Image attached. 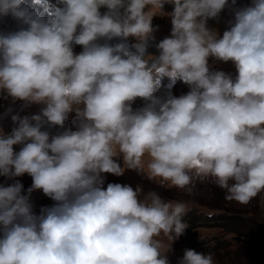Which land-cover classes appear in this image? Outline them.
Here are the masks:
<instances>
[{
    "label": "clouds",
    "instance_id": "clouds-1",
    "mask_svg": "<svg viewBox=\"0 0 264 264\" xmlns=\"http://www.w3.org/2000/svg\"><path fill=\"white\" fill-rule=\"evenodd\" d=\"M46 3L54 15L40 0L31 9L0 0V16L27 25L0 33V91L44 105L0 130V176L32 178L27 194L19 181L0 185V264H168L165 253L188 227L186 205L127 184L104 187L102 173L133 169L166 188L211 177L241 204L264 192V0L235 9L222 34L207 20L228 0ZM164 15L170 35L153 55L152 18ZM210 57L231 61L235 76L210 70ZM164 78L189 91L157 97ZM136 98L147 103L133 110ZM71 113L75 130H41L63 127ZM34 190L55 203L35 214ZM161 234L170 239L163 251ZM179 264L212 258L185 249Z\"/></svg>",
    "mask_w": 264,
    "mask_h": 264
},
{
    "label": "rangeland",
    "instance_id": "rangeland-1",
    "mask_svg": "<svg viewBox=\"0 0 264 264\" xmlns=\"http://www.w3.org/2000/svg\"><path fill=\"white\" fill-rule=\"evenodd\" d=\"M251 0H238L237 4L227 3L225 8L219 13L216 18L207 20V27L215 29L220 34L224 31L226 23L233 19L234 10L240 7L248 6ZM167 5V6H166ZM171 4H164L163 12L168 13L172 11ZM160 20V21H159ZM152 18V25L155 28L153 33L154 39L148 41L147 52L153 55L158 54L155 45L163 38L170 35L171 31V18L168 15ZM27 27L22 21L13 18L11 15L0 16V33H7L19 30L20 28ZM99 43H104L101 39ZM119 42L118 38L108 41L110 44ZM127 43L131 45L134 43L133 38L129 37ZM150 43V44H149ZM74 53L82 51L80 45H73ZM210 70H221L235 76V67L231 61L222 62L209 58ZM163 81L165 83H163ZM161 81L160 89L155 95L161 99L167 97L170 93L173 96H180L189 91V87L177 80L175 83L171 82L168 78ZM1 102L0 104H2ZM147 101L142 98H136L131 104L133 110L143 107ZM44 105L28 103L26 101L18 100L17 107L11 109L10 107L0 109V130L8 134L13 127L17 125L12 121L13 115L20 117L32 116L39 114L40 109ZM75 114H69L68 119L65 121L64 126H50L45 124L41 130L48 131L50 135H55L63 132L65 129L71 128L75 130L73 118ZM21 145H13L14 151H19ZM119 162V161H118ZM147 157L144 158L143 164L146 165ZM103 186L106 187L108 183H120L131 186L134 190L139 187L141 189V197L150 191L156 192L162 200L173 203L182 202L186 205L187 210L193 209L195 213H211V212H233L239 214L255 215L258 221L264 227V192L259 193L256 197L251 199L247 204H241L235 200L227 198V192L216 185L214 179L194 177L191 184L186 188H166L157 184L154 180H150L144 173L137 172L133 169H125L122 175H114L110 173H102ZM19 181L23 185L22 194H27V189L31 186L32 178L28 174L19 177H6L0 176V185L8 186L14 182ZM30 203L32 204V211L39 214L44 207H50L55 202L49 197L45 196L41 190H34L29 196ZM162 242L164 250L170 243V239L163 234L157 237ZM200 240L211 244L215 240H227L228 244L225 247L214 250L210 253H205L201 249V244L192 240ZM185 249H193L196 252L205 253L212 258V264H259L253 259H258L254 250H251L249 245H244L242 236L239 233L228 232L218 226H197L193 234H189L184 230V233L179 238L173 240L171 248L165 253L168 264H179Z\"/></svg>",
    "mask_w": 264,
    "mask_h": 264
},
{
    "label": "trees",
    "instance_id": "trees-1",
    "mask_svg": "<svg viewBox=\"0 0 264 264\" xmlns=\"http://www.w3.org/2000/svg\"><path fill=\"white\" fill-rule=\"evenodd\" d=\"M183 222L187 224L186 232L193 234L197 226H218L228 232L239 233L244 245H249L255 251L258 259H253L259 264H264V227L255 215L239 214L233 212H211L195 213L193 209L186 210L182 216ZM200 243L205 253H210L228 244L227 240H215L209 244L202 239L192 240Z\"/></svg>",
    "mask_w": 264,
    "mask_h": 264
},
{
    "label": "bare ground",
    "instance_id": "bare-ground-1",
    "mask_svg": "<svg viewBox=\"0 0 264 264\" xmlns=\"http://www.w3.org/2000/svg\"><path fill=\"white\" fill-rule=\"evenodd\" d=\"M237 1L238 0H228V3L234 5V4H237ZM100 11H101V13H103L104 11H106V9L101 8ZM156 17H157V21H158L160 19V16H156ZM228 27H229V23L227 22L226 26H224V30H226ZM133 51H134V49H133ZM164 79H166V78H164ZM163 83H165V82L163 81ZM1 102H3L2 104H0L1 110H2V108H7V107H10L11 109H13L14 107H17V105H18V100H13L11 97L7 96V94L4 93L3 91H0V103Z\"/></svg>",
    "mask_w": 264,
    "mask_h": 264
}]
</instances>
